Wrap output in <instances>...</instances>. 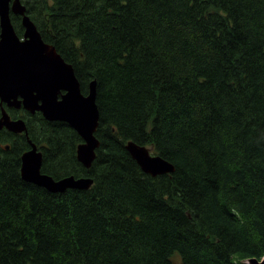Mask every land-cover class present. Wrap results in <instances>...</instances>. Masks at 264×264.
<instances>
[{"label":"trees","instance_id":"obj_1","mask_svg":"<svg viewBox=\"0 0 264 264\" xmlns=\"http://www.w3.org/2000/svg\"><path fill=\"white\" fill-rule=\"evenodd\" d=\"M21 1L81 93L95 81L99 147L86 169L69 125L7 110L34 127L42 173L93 184L51 194L23 182L29 141L0 131L14 144L0 151V264L264 257V0ZM129 141L173 171L143 173Z\"/></svg>","mask_w":264,"mask_h":264},{"label":"water","instance_id":"obj_2","mask_svg":"<svg viewBox=\"0 0 264 264\" xmlns=\"http://www.w3.org/2000/svg\"><path fill=\"white\" fill-rule=\"evenodd\" d=\"M25 11L19 0H0V106L23 109L30 114L39 112L46 121L69 125L82 141L76 148V159L88 169L95 158V149L99 147L95 137L99 124L95 82L88 85L86 96L81 94L72 66L41 40ZM10 13L22 17V40L14 32ZM84 103L87 104L86 110ZM3 128L15 134L26 132L23 120H11L1 108L0 130ZM125 149L145 174L156 176L173 171L172 166L160 157L150 156L145 147L127 142ZM138 157L156 162V165L148 169ZM20 161L21 180L51 194H63L67 190L86 191L93 184L90 178L68 176L55 179L42 173L43 156L35 144L22 154ZM250 264H264V257L251 259Z\"/></svg>","mask_w":264,"mask_h":264},{"label":"flooded vegetation","instance_id":"obj_3","mask_svg":"<svg viewBox=\"0 0 264 264\" xmlns=\"http://www.w3.org/2000/svg\"><path fill=\"white\" fill-rule=\"evenodd\" d=\"M14 17H20L19 15H13ZM21 18V17H20ZM21 27H22V25H21ZM23 29V28H22ZM36 29H37V31L39 32V34H40V38H41V40L45 43V44H47L46 42H45V39H47L46 38V32H47V30L46 29H44V30H42V31H40L37 27H36ZM22 33H24V29H23V32ZM23 35V34H22ZM47 45H49V44H47ZM54 48V47H53ZM55 49V48H54ZM55 51H56V49H55ZM62 58V57H61ZM64 61V60H63ZM74 76H75V74H74ZM76 77V76H75ZM77 79V78H76ZM77 81H78V79H77ZM94 81V80H93ZM93 81H91V82H93ZM79 82V81H78ZM90 82V83H91ZM90 83H88V85L90 84ZM79 85H80V83H79ZM88 85H87V92H88ZM80 90H81V86H80ZM84 96H85V94H83ZM1 108H3L6 112H7V110H15V109H12V108H7L5 105H2V106H0V109ZM15 111H24L23 109H18V110H15ZM26 112V111H25ZM8 113V112H7ZM27 114H29L30 116H34V115H40L41 116V113H39V112H36V113H34V114H30V113H28V112H26ZM0 117H1V110H0ZM24 123H25V126H26V122L24 121ZM31 129H34V127L33 126H31V127H27L26 126V132L23 134V133H20V134H15V133H11V132H8L6 129H1L0 131L1 132H8V134H12V135H19V136H22V137H25V139L27 138L28 139V141H29V146L32 144V142L30 141V139H29V130H31ZM28 146V147H29ZM38 147V146H37ZM73 191H79V190H73Z\"/></svg>","mask_w":264,"mask_h":264},{"label":"rangeland","instance_id":"obj_4","mask_svg":"<svg viewBox=\"0 0 264 264\" xmlns=\"http://www.w3.org/2000/svg\"><path fill=\"white\" fill-rule=\"evenodd\" d=\"M22 2V1H21ZM22 4H24L26 7H27V4L23 1L22 2ZM36 4H38V1H36ZM10 16H12V14L10 13ZM21 112V111H20ZM19 119H21V120H23V121H25L24 120V115L23 114H19V117H18ZM14 120V119H13ZM80 144V143H79ZM5 145H8L9 146V148L7 149V150H4V146ZM11 145H12V147H13V141H9V140H6V139H0V151H2V152H12L13 151V149H11ZM38 146V148L39 147H42V145H40V144H38L37 145ZM26 152V151H25ZM25 152H23V153H25ZM22 153V154H23ZM150 156H153L152 154H150ZM2 164V160H1V155H0V165ZM43 165V164H42ZM15 189H13V191H14ZM16 193H17V191H15ZM243 262V264H250V259L248 260V261H246V260H243L242 261Z\"/></svg>","mask_w":264,"mask_h":264},{"label":"bare ground","instance_id":"obj_5","mask_svg":"<svg viewBox=\"0 0 264 264\" xmlns=\"http://www.w3.org/2000/svg\"><path fill=\"white\" fill-rule=\"evenodd\" d=\"M70 103V102H69ZM82 104V103H81ZM80 104V105H81ZM79 105V104H78ZM82 106V105H81ZM83 107H84V110H86L85 108H87V104L86 103H84V105H83ZM88 107H89V104H88ZM81 108V107H80ZM1 110V109H0ZM81 110V109H80ZM83 114V113H82ZM82 117L84 118V115H82ZM82 118V119H83ZM87 124V123H86ZM88 125V124H87ZM137 158V157H136ZM139 158V157H138ZM139 160L141 161V163L145 166V167H147L148 169H152L155 165H156V162H151V161H147V160H145V159H142V158H139ZM166 161V160H165ZM168 163V162H167ZM159 167V166H158ZM158 171V170H157ZM150 176V175H149Z\"/></svg>","mask_w":264,"mask_h":264}]
</instances>
